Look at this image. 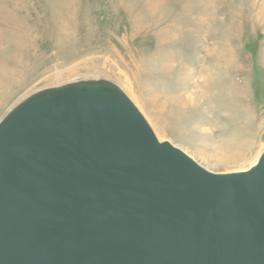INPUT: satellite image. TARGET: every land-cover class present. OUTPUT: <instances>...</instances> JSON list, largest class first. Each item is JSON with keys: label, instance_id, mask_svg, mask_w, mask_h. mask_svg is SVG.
<instances>
[{"label": "water", "instance_id": "obj_1", "mask_svg": "<svg viewBox=\"0 0 264 264\" xmlns=\"http://www.w3.org/2000/svg\"><path fill=\"white\" fill-rule=\"evenodd\" d=\"M0 264H264V151L215 174L111 82L37 91L0 119Z\"/></svg>", "mask_w": 264, "mask_h": 264}, {"label": "rangeland", "instance_id": "obj_2", "mask_svg": "<svg viewBox=\"0 0 264 264\" xmlns=\"http://www.w3.org/2000/svg\"><path fill=\"white\" fill-rule=\"evenodd\" d=\"M72 69L127 80L157 138L212 173L264 146V0H0V119Z\"/></svg>", "mask_w": 264, "mask_h": 264}, {"label": "bare ground", "instance_id": "obj_3", "mask_svg": "<svg viewBox=\"0 0 264 264\" xmlns=\"http://www.w3.org/2000/svg\"><path fill=\"white\" fill-rule=\"evenodd\" d=\"M216 48V47H215ZM225 49V47H224ZM223 49V46L220 47V45L218 46V52L215 53V54H219V53H222V51L225 52V50ZM225 59H229L230 57L227 56V54L224 55ZM224 59V60H225ZM216 65V63H215ZM218 65V64H217ZM216 65V66H217ZM222 65V64H221ZM206 66V65H205ZM100 68V67H99ZM78 69V68H77ZM98 69V68H97ZM68 70V69H67ZM60 71V70H59ZM87 71V70H85ZM90 73V72H89ZM104 73H94V74H87V73H82L80 72L79 70H75V69H72V70H69L68 72V75H65L63 74V72L61 73H57L55 74L54 76L50 77L51 81L49 82V84L45 87V88H41V89H37V90H33L32 92L29 91V93L27 95H25L24 97H22L14 106H16L18 103H20L21 101H23L25 98L31 96L32 94L36 93L37 91H40V90H43V89H48V88H53V87H59V86H62V85H66V84H70V83H74V82H79V81H102V80H99V79H103ZM219 75V74H217ZM47 77V76H46ZM48 79V78H47ZM107 81V80H105ZM122 84V88L120 87V89L125 93H127V91L129 92L130 89H131V85L129 84V82L127 80H123V78L121 80H119ZM205 81V80H204ZM203 81V82H204ZM110 82V81H108ZM112 83V82H111ZM209 83V82H208ZM114 84V83H113ZM209 85V84H208ZM117 86V85H116ZM207 91V90H206ZM204 91V92H206ZM209 92V91H208ZM125 93V94H126ZM207 93V92H206ZM207 95V94H206ZM127 96V95H126ZM209 96V95H208ZM128 97V96H127ZM129 98V97H128ZM130 99V98H129ZM182 102V101H181ZM184 102V101H183ZM134 104V103H133ZM13 106V107H14ZM12 107V108H13ZM11 110V109H10ZM9 112V111H8ZM7 112V113H8ZM6 113V114H7ZM161 135L158 134V137L159 139L162 137H160ZM157 137V136H156ZM158 139V138H157ZM158 139V140H159ZM161 140V139H160ZM159 140V141H160ZM161 142V141H160ZM264 151V146L262 147V149L259 151L258 155H256L254 157V159L249 163V166L253 167L259 160V158L261 157L262 153ZM237 158L235 159H229V162H237ZM250 167V168H251ZM248 168V169H250ZM247 169V170H248ZM246 169L244 171H247ZM243 172V171H241ZM234 173H237V172H234Z\"/></svg>", "mask_w": 264, "mask_h": 264}]
</instances>
